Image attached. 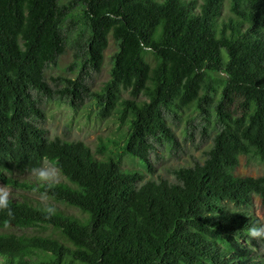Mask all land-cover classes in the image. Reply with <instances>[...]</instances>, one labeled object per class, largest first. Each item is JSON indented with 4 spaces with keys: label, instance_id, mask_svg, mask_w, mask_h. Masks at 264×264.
Listing matches in <instances>:
<instances>
[{
    "label": "trees",
    "instance_id": "obj_1",
    "mask_svg": "<svg viewBox=\"0 0 264 264\" xmlns=\"http://www.w3.org/2000/svg\"><path fill=\"white\" fill-rule=\"evenodd\" d=\"M224 3L0 0V181L85 214L8 192L12 214L0 209V229L51 225L63 240L0 231V264H264V239L247 236L262 228L249 209L254 195L264 205V175L234 173L242 155L264 161V0H230L233 16L220 21ZM72 13L82 72L56 76L54 88L46 70L67 50ZM110 39V76L92 92L86 76L102 70ZM88 93L103 116L118 113L128 125L121 149L148 167L158 145L176 142L169 119L180 111L214 107L221 128L203 163L174 169L175 182L148 178L123 168L103 142L94 152L84 141L49 137L38 123L43 96L75 107ZM46 161L65 179L21 180Z\"/></svg>",
    "mask_w": 264,
    "mask_h": 264
},
{
    "label": "rangeland",
    "instance_id": "obj_2",
    "mask_svg": "<svg viewBox=\"0 0 264 264\" xmlns=\"http://www.w3.org/2000/svg\"><path fill=\"white\" fill-rule=\"evenodd\" d=\"M74 13L68 17L65 27L68 28L70 39L67 44L66 52L59 57L55 65H51L46 70V77L49 83L54 87L60 86L55 81V77L62 75L77 78L82 67L80 59L75 61L77 45L73 44L79 35L81 28L80 23H72ZM233 16L230 11V0H225L221 20L228 19ZM117 49V45L110 39L109 46L105 51V60L103 68L100 72L91 71L86 76L88 87L92 92L100 91L103 83L110 76L112 67L111 56ZM75 62V63H74ZM219 80H223L226 75L224 73L213 74ZM63 84V83H62ZM125 96H130L125 93ZM42 107L45 112V118H38V123L46 129L47 135L51 138L60 137L67 141H84L91 149L96 152L98 144L103 142L107 145V153L120 156L121 165L127 169H139L148 178H165L171 182L176 181L174 169L181 166H194L196 163H203L206 158V152L212 145V138L221 128L218 121L217 112L214 107L209 108V113H203L198 107L187 108L180 111L177 118H170L169 123L174 130L176 142L165 141L158 145L156 151L150 155L151 165L148 167L140 158L125 154L121 149L128 125L119 119V114L115 113L110 116H103L100 112V106L97 98L93 93L85 95L84 100L77 106H72L65 97H42ZM97 157L101 155L95 153ZM44 167L54 169L56 173L55 180H64V176L49 161L44 163ZM237 175L262 176L264 175V161L256 156L242 155L240 163L234 170ZM21 180L35 185H39L45 181H37L32 172L20 174ZM0 189L14 193L17 199H21L23 195L32 197L35 201L53 202L68 214H75L83 217L85 214L77 207L68 205L64 202H57L49 195L41 193L36 188H14L6 186L0 181ZM250 212L259 218L262 228H264V205L261 198L254 195L253 204ZM1 232L21 233H40L52 235L61 240L62 237L57 229L51 225L33 226L22 228L14 224H8L5 228L0 229ZM249 245L248 242H244ZM260 253L264 254V244L257 245ZM35 258V257H34ZM70 258H67L69 260ZM74 264H82L75 262Z\"/></svg>",
    "mask_w": 264,
    "mask_h": 264
},
{
    "label": "clouds",
    "instance_id": "obj_3",
    "mask_svg": "<svg viewBox=\"0 0 264 264\" xmlns=\"http://www.w3.org/2000/svg\"><path fill=\"white\" fill-rule=\"evenodd\" d=\"M32 174L37 181H54L56 178V173L54 169H50L44 166H37L32 168ZM9 194L7 191L0 189V209H7L8 214L11 215V208L9 207ZM44 212L47 215H52L55 209L52 206H45ZM247 236L251 239H264V228L261 227H250L247 231Z\"/></svg>",
    "mask_w": 264,
    "mask_h": 264
}]
</instances>
